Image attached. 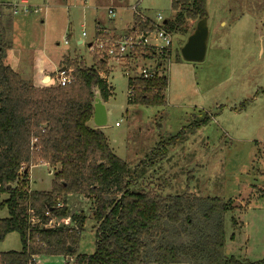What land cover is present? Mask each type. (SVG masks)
I'll return each instance as SVG.
<instances>
[{
  "label": "rangeland",
  "instance_id": "1",
  "mask_svg": "<svg viewBox=\"0 0 264 264\" xmlns=\"http://www.w3.org/2000/svg\"><path fill=\"white\" fill-rule=\"evenodd\" d=\"M27 1L39 12L13 17L0 9L6 65L27 81L40 55L54 64L63 55L72 56L71 62L86 67L97 64L95 57L106 58L112 74L102 76L112 97L102 101L109 113L101 129L114 154L138 174V186L164 196L232 200L235 211L225 217L227 256L242 263L264 260V0H207L209 40L200 63L185 62L181 55L198 21H186L182 32L173 33V46L163 57L145 53L116 60L95 48L97 39L117 42L129 36L134 15L174 19L171 0ZM109 9H115L114 19ZM96 20L106 28L91 40ZM112 21L119 30L131 27L115 32ZM144 68L167 75L164 106L128 104L129 79L138 78ZM93 125L91 121L89 126ZM33 168L29 189L52 190L56 171ZM5 199L1 195L0 203ZM67 208L71 217L86 218L78 254L93 255L97 238L92 202L74 194L67 199ZM8 217V210L0 209V220ZM69 225L76 226L72 220ZM20 242L17 233L7 235L0 241V253L21 251ZM37 262L75 264L63 256H41Z\"/></svg>",
  "mask_w": 264,
  "mask_h": 264
},
{
  "label": "trees",
  "instance_id": "2",
  "mask_svg": "<svg viewBox=\"0 0 264 264\" xmlns=\"http://www.w3.org/2000/svg\"><path fill=\"white\" fill-rule=\"evenodd\" d=\"M206 4L171 0L176 16L166 20L165 29L176 34L186 21L207 18ZM154 28L150 19L136 16L134 30ZM5 52L0 46V196H7L0 209L9 217L0 220V241L17 233L22 249L0 253V264H37L41 256H63L75 264H264L227 256L225 217L235 211L232 200L140 188L138 174L114 154L102 130L89 126L96 97L106 103L112 97L102 76L110 74L106 58L95 57L92 67L67 60L71 84L34 86L6 65ZM128 86L129 105L166 104L167 75L129 79ZM42 165L56 171L52 190L31 191V169ZM74 194L92 202L97 245L90 256L78 254L86 218L71 217L67 199ZM31 213L39 225L33 226ZM54 218H69L76 226L44 228Z\"/></svg>",
  "mask_w": 264,
  "mask_h": 264
},
{
  "label": "built area",
  "instance_id": "3",
  "mask_svg": "<svg viewBox=\"0 0 264 264\" xmlns=\"http://www.w3.org/2000/svg\"><path fill=\"white\" fill-rule=\"evenodd\" d=\"M90 0H86L88 3ZM0 7L2 9L8 10L13 16H28L34 13H38L39 10L37 7L32 6L27 0H11L7 2H2L0 0ZM41 10V9H40ZM136 10V9H135ZM138 12V11H136ZM109 16L115 17V10L109 9ZM141 15V14H140ZM138 16L142 21H146L150 19L152 24L154 25L153 30L139 32L138 30H134L129 36H124L122 40H101L97 39L95 48H97L98 52L104 54L109 59H133L138 51L146 50L144 53L154 52L155 54H163L170 50L173 46V34L168 33L165 29V21L167 20L162 15L158 14L155 18L148 17L144 18ZM85 37L86 34L83 33ZM67 44V41L65 42ZM57 83L61 86H66L71 84L72 82V70L68 68H61L57 72ZM156 75L154 71L150 69H142L139 73V77H143L144 79L153 78ZM31 223L33 226L39 225L38 219H36L31 213ZM59 221L55 224L54 221ZM70 219H52L48 224L44 226L46 229H55L60 228L62 226L69 227Z\"/></svg>",
  "mask_w": 264,
  "mask_h": 264
},
{
  "label": "water",
  "instance_id": "4",
  "mask_svg": "<svg viewBox=\"0 0 264 264\" xmlns=\"http://www.w3.org/2000/svg\"><path fill=\"white\" fill-rule=\"evenodd\" d=\"M166 23V21H165ZM209 40L208 20H200L196 29L188 37L186 43L181 49V55L185 62L200 63L206 58ZM45 83V82H44ZM108 111L102 100L97 96L94 104V119L98 128H103L107 124ZM229 251L227 252V254Z\"/></svg>",
  "mask_w": 264,
  "mask_h": 264
},
{
  "label": "crops",
  "instance_id": "5",
  "mask_svg": "<svg viewBox=\"0 0 264 264\" xmlns=\"http://www.w3.org/2000/svg\"><path fill=\"white\" fill-rule=\"evenodd\" d=\"M60 1V0H59ZM62 1V0H61ZM85 4L86 3V0H85ZM115 10V9H114ZM10 13V12H9ZM116 13V12H115ZM11 14V13H10ZM12 15V14H11ZM134 15V14H133ZM13 16V15H12ZM116 16V14H115ZM13 17H16V16H13ZM111 18V17H110ZM115 18V17H114ZM112 18V19H114ZM134 21H135V15H134ZM134 21H133V25L131 26H128L127 28H123L122 30H119L117 27H115V23H113V21L111 22V26L110 27H114V30L115 32L118 31V32H121L123 33L124 31H126L128 28L131 27V31L134 29ZM96 28H95V33L94 35L91 37V40L93 39V37L99 32V31H103L102 29H105L106 27L105 26H102V22L96 20V24H95ZM91 42H89L88 44V48L91 49V45H90ZM78 45H83V41H79L78 42ZM89 49V50H90ZM77 56V55H76ZM37 58V61H36V71H34V73L29 76V79L27 80V82H29L30 84L34 85V86H40L42 85L44 82H48L49 84L53 85L55 84V76L58 72V70L61 68H68V63L67 60L69 62H71V60H69L68 58H74L72 56H68V55H63L61 60L58 61V63L54 64L52 60L48 59L49 57H47L45 54L44 55H40V57H36ZM69 69V68H68ZM71 70V69H70ZM110 74H112V72L110 71ZM58 75V74H57ZM22 77V76H21ZM24 79V77H22ZM108 82V81H107ZM57 84V83H56ZM109 84V82H108ZM110 86V85H109ZM106 106V105H105ZM107 109V108H106ZM108 111V110H107ZM94 116H93V120L92 122L94 123V127L96 129H101V128H98L97 125L95 124V121H94ZM118 125V124H117ZM102 130V129H101ZM42 167H45V168H49L48 166L46 165H42ZM34 169V168H33ZM31 169V174H32V170ZM52 170V169H51ZM53 171V170H52ZM51 174V173H50ZM32 176H29V180L31 179ZM30 185V184H29ZM40 258V257H39ZM39 258L36 260L38 261ZM65 258V257H64ZM66 261H72L75 259H69V258H65ZM36 261V262H37ZM38 264V262H37Z\"/></svg>",
  "mask_w": 264,
  "mask_h": 264
}]
</instances>
